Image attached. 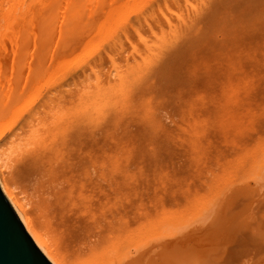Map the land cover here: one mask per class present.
Segmentation results:
<instances>
[{
	"label": "bare ground",
	"instance_id": "1",
	"mask_svg": "<svg viewBox=\"0 0 264 264\" xmlns=\"http://www.w3.org/2000/svg\"><path fill=\"white\" fill-rule=\"evenodd\" d=\"M232 1L242 3L240 16L243 17L248 13L247 4L255 0H201L198 4L194 0H0V188L21 225L50 264H72L65 249L80 256L84 264H185L190 261L204 264L190 253L191 232L199 231L197 227L204 221L210 222L213 218L210 212L217 213L214 207L225 206L223 203L229 196L250 192L252 187L255 191L260 184L264 153L263 160L249 161L252 169L246 170L243 165L244 173L248 172L250 178L242 174L247 183H240V179L243 180L240 177L235 180L237 183L229 182L234 183L229 195L228 191H222L223 184L213 188L208 202L203 201L201 205V199L196 209L190 208L195 206L190 202L187 209L185 206L174 211L169 209L171 212L163 207V211L156 209V215L155 209H150L152 219L136 227L141 214L149 215L148 208L142 207L146 209L143 213L139 207L143 188L136 173L125 172L120 165L109 161L114 156L111 145L117 140L127 145H141L139 136L135 140L123 138L122 134L132 127L152 134L156 160L160 158V147L170 149L180 144L191 147V154L195 155L191 160L195 161L203 157L202 148L212 143L215 146L212 138L204 135L212 124L214 126V120L209 121L212 114L220 115L218 120L223 128L236 122L226 115L229 112L236 117L235 112L241 113L238 104L244 103L241 101L247 97L249 100L251 91L256 89V85L255 89L251 86L254 77L228 67L226 75L223 74L222 88L219 86L214 98L221 93L222 100L231 102L221 104L218 102L221 97L218 101L211 98L214 96L211 90L217 91L214 79L209 80L212 74L207 78L212 88L207 87L209 95H205L188 79L195 81L199 72L191 67L195 75L189 76L182 61L190 51H194L196 60L201 58L199 52L209 32L214 36L231 32L223 25L221 17H235V11L228 6ZM214 3L220 4L218 12L211 10ZM187 7H192V12H186ZM133 10L135 15L129 19L127 14ZM208 22L213 26L208 27ZM127 43L136 55L130 57L126 52ZM228 43L227 39L226 46L233 49ZM239 49L242 53L246 48L240 46ZM240 51L233 54L231 51V55L234 57ZM239 55L230 61L242 66L244 59ZM150 59L155 62L139 70L140 64ZM199 65L194 61L191 66L197 69ZM257 75L264 80V74L258 72ZM182 76V81L189 80L190 86L183 82L188 88L181 81V85L177 82L179 86L172 84V80L176 82ZM188 89H193L194 94L187 97ZM174 98L182 100L179 106L183 114L196 107L195 113L184 118L185 121L192 118L188 123L184 121L188 127L175 123L176 129L189 134L180 141L177 139L180 137L170 132L165 120L168 115L165 102ZM224 105L235 106L229 111ZM197 110L208 118L196 119ZM201 120L206 121L203 123L206 127L200 128ZM214 122L218 127V121ZM192 132L199 135L198 138H192ZM215 139L217 141V137ZM209 184L215 186L213 182Z\"/></svg>",
	"mask_w": 264,
	"mask_h": 264
},
{
	"label": "rangeland",
	"instance_id": "2",
	"mask_svg": "<svg viewBox=\"0 0 264 264\" xmlns=\"http://www.w3.org/2000/svg\"><path fill=\"white\" fill-rule=\"evenodd\" d=\"M194 1L196 4L201 2V0H194ZM259 2H261V3H259ZM247 5H248V13L246 16L241 17L240 11H241V7H242V3H240L239 1H232V2L228 3V6L232 10L235 11L236 15H235V17L222 16L221 19H222L223 25H225L227 28H230L231 32L220 34L218 36H214L211 32H209L204 37L205 41H204V44L202 45V49L199 52V55L201 58L199 60H196L195 55H194V51H190L182 59L186 70L188 69V71L190 72L189 76L195 75V72L192 70V68H194L195 70H197L199 72V77L197 75L196 77H198V79L195 77L196 78L195 81H194L193 77H192V79H193L192 81H191V77L188 79H190V82L193 86L195 85V89L197 91L202 90V93L205 95L206 94L209 95L208 91L212 88V87H210V86H212V82H208L209 80L214 79V81L213 80L212 81L216 82V83H213V85L215 84L214 87L216 90L217 89L220 90L219 86L222 88V84L224 81L223 79H225L224 76L228 72V70H226V69H229L230 66L232 67L233 71L239 69V71L240 70L243 71V73H241V74L245 75V73H249L245 76L254 77L252 79L255 81V83H253L254 81H252L251 86L254 87V85H256L255 86L256 89H255V87H254L255 90L251 88L252 90H254V92L251 91V89H250V91H251V93L249 95L250 99L247 100L248 97L246 96L247 97L246 98L247 103L245 104L246 100L242 98L243 101H241V102H244V103L239 102L240 104H242L241 107H240V104L237 103L238 107L241 109H238L236 104H235L236 106L234 105L236 110L237 109L241 110V113L239 111L240 115L237 116V114H239L238 111H237V114H236V112L234 113V116H236V117H233V115L231 116L229 112H228L229 114L227 113V115H226V116H228V119L236 120L235 123H234V121H232L231 125L229 123V126L227 128H223L219 122V120H220L219 114H215V115L212 114V116H211L212 119L209 118V121L210 120H214V121L217 120L218 121L217 126L219 124V126L216 127V125H215L216 122L213 121V123H214V126L212 124L213 128H212V126L211 127L209 126L210 129L208 128L207 132H205L206 134H204L205 136L208 134V136H210L212 138L215 146H213V143H212V145H209V147L207 146L208 148H206V147L204 149L202 148V150H204L203 151L204 155H202L203 157L201 159H198L195 161H194V159L191 160L195 156V155L191 154V152H192V149H190L191 147L187 148L185 146L177 144V145L170 146L171 148L169 149L168 147L166 148V146L165 147L163 146V149H162V147H160L161 150L159 148V150H160L159 153H161V154H159L160 158H158L156 160L155 159L156 158L155 148H154V145L152 144V139H151L152 134H150L149 131H144L143 129L140 131L134 130L133 127H132V129H130L131 131H128L125 134H122V136L124 139H131V140H135L136 138H138V136L141 137L142 140H141L140 146H137V143H133L131 145L123 144V143H120L118 140L115 144L111 145V149L114 152V156L111 157L109 159V161L115 162L118 165H120L123 169H125V172L136 173V177H137L138 181L140 182L139 184L143 188L142 194H141L142 200L140 199V202H141L140 205L141 206H139L141 208L140 211L143 210L142 207L148 208L147 211H149L150 209L151 210L155 209L153 211V213L155 212L154 215H156V211L159 209H160V211H163L162 209L166 208V209H168L167 211H169V209H172L174 211L176 208H177V210H179V208L182 209V207H184V206L187 209L191 205L190 203L195 205V206L193 205L194 207H192V205H191L190 208H195V207L197 208V207H199V204H200L199 201H201V199H202L201 205L205 202H208V200L210 199L209 197H211L210 193H213L212 192L213 188L216 189L217 187H222L223 184H224V187H223L224 189H222V191L223 192L228 191V195H229L230 194L229 192L234 190V188H232V190L229 191V189L232 186H234L233 182L231 184L229 182H231V181L235 182V180L238 181L240 178H243V177H241L242 174H244L246 176L247 175L250 176V174L248 172H247L248 174L244 173L245 168H246V170H247V168L248 169L251 168V166L249 165V163H250L249 161H251V160L252 161H259L260 159L263 160L262 155L264 153V145H262L260 143V137L262 134H264V95H263L264 94V80H263L262 76L257 75V73L261 72L262 74H264V52H263L264 51V0L263 1L255 0L252 4H247ZM218 7H220V4L214 3L211 7V10L213 12H218L219 11ZM124 9L125 8H122L121 10H124ZM185 11L186 12H192V7L185 8ZM134 15H135V10H133L129 14H127V17L129 19H131L132 17H134ZM127 17H126V20H128ZM208 23H209L208 27L213 26L212 22H208ZM227 39H228V42L233 45L232 46L233 49L230 46H226ZM229 43H228V45H229ZM257 43H259V45H257ZM260 44L261 45L263 44V46H261ZM126 45L128 46L126 52L130 54V57L136 55L131 51V45L129 46L128 43ZM139 45L143 46L142 44H139ZM240 46H244V48H246L244 50V52H242V53L240 51L242 49H239ZM234 47H237V48H234ZM228 50H229V52H228ZM230 50L232 51V54H233V52L238 53V50H239L240 51L239 54L241 53V55L243 56L242 58L244 60L247 58L246 62L243 60L247 65L244 64L243 61H241L242 66L239 65V63L236 61H234V62L230 61V60H234V58H236V56L239 55V54H236L233 57L231 55ZM245 52H246V54H244ZM241 55H239V56H241ZM246 55H248V56L246 57ZM212 56H214V57H212ZM242 58L239 57L238 59L242 60ZM250 59H253V61H250ZM194 61L196 63L200 64L199 68L196 69L195 67L191 66ZM259 61H260V64L258 63ZM154 62H155V59L154 60L150 59L147 62L140 64L141 66L139 67V70L149 68ZM217 63L218 64L220 63V65L217 66ZM220 67H223V68H221L223 71H221V69H218ZM224 70H226V71H224ZM214 72H216L215 75H213ZM236 72L239 73L238 70ZM223 74H224V76H223ZM209 75H211L210 76L211 79H209L210 78ZM174 76H175V74L173 72L172 79ZM240 76H241L240 78L244 77V76L242 77V75H240ZM256 76H257V78H262V80L258 79L259 81H257ZM176 78H179V77L176 76ZM203 78H205V79H203ZM182 80H183V76L181 77V79H179V80L177 79L176 82L174 80H172L174 82L172 84L174 85L176 83L178 85L177 82H179V83H180V81H181V83L184 82ZM202 80L205 81V83H204L205 85L203 84ZM172 81H170V83ZM188 81L186 80V82H184V83L190 84V82H188ZM257 82H258V84H257ZM181 83H180V85H181ZM184 83H183V85H185ZM209 83H211L210 86H209ZM176 84H175V86H176ZM189 84H188V86H190ZM185 86H186L185 88H188L187 85H185ZM193 86H191V87H193ZM207 87H210V89H208ZM183 88H184V86H183ZM218 90L216 92H213V90H211V92L214 96L213 97H211L212 95L209 96V99L211 97V98L216 99L218 101V98L221 97V95H220L221 93L220 94L218 93V97L216 95L217 98H214L215 93L217 94ZM187 91L188 92L190 91L189 92L190 95H186V94H184V95H186L187 97L191 96L193 89H191V90L188 89ZM203 91L206 93H204ZM184 92H186V90ZM220 92H222V90ZM225 97H224V99H226ZM254 98L256 101L254 100ZM222 99L223 98L221 97L218 101L221 104L223 102L227 101V100H222ZM190 100H192V98ZM220 100H222V101L220 102ZM181 101L182 100H180L178 98L169 99L168 101L165 102V105H164V109H165L166 113L168 114L165 118L167 126L170 128V130H171L170 132H172L177 137H180V139L176 137L179 141L181 139L183 140L184 136H188L189 134L187 132H183V131L176 129L175 123L179 122V123H181V125L182 124L186 125L185 122L188 123V121L190 119H192V118H190V119L185 121V119H187L189 117L188 116L189 113L191 114L193 111H194V113L196 112V110H195L196 107H194V110L192 112L190 111L188 114H186L188 111L185 112V114L181 113L182 108H180L181 106H179ZM248 101H250V102L253 101L254 103L251 102V106H249L250 102H248ZM209 102H211V101L209 100ZM230 102H231L230 100H229V102L227 101L226 105H229ZM255 102H257V103L255 104ZM219 103H218V105H219ZM221 104H220V106H221ZM232 106L226 107L224 105V109L229 108L228 110L230 111ZM222 107H223V105H222ZM243 107H245L246 109H244ZM253 107L256 109H254ZM220 110L221 109H219V111ZM253 110H255V111H253ZM243 111H245V112H243ZM250 111H252L253 113ZM200 113H201V111L199 110V112H198V110H197V114L200 117L199 118H198V116L196 117V114H195L196 119L200 120L201 117H202L201 118L202 120H203V118H208L207 116H204V115L201 116ZM241 114H245V117H244V115H241ZM253 114H255V115H253ZM229 115L232 118H229ZM251 115H253V117ZM235 118H237V119H235ZM258 118H259V121H258ZM222 119L223 118H221V120ZM226 119H227V117H226ZM250 119H251V121H250ZM199 120H197V121H199ZM202 120L200 121V122H202L200 125L201 126L200 128H203V126L206 127V125H203V123L206 121H202ZM231 120H230V122H231ZM227 121L228 120H226V122ZM257 121H258V123H256ZM191 122H193V120ZM200 122H198V123H200ZM198 123H196V124L198 125ZM210 123H212V122H210ZM186 127H188V124L186 125ZM219 127L222 129H220ZM213 129H217V130L215 131ZM209 130H211V132ZM236 130H237V134H236ZM194 132L190 133L191 137L192 138H198L199 135H197ZM213 132H215L218 136L215 133L213 134ZM128 136H130V137H128ZM219 136H221V137H219ZM214 137L215 138L217 137V141ZM220 140L222 141V143L219 142ZM226 142H228V143H226ZM205 153H207V154H205ZM130 154H131V156H130ZM190 154L193 155V157H191ZM187 156H189L191 158L187 159L186 158ZM217 157H219V159ZM195 162H196V164H195ZM214 162H215V164H214ZM243 165H245V168L243 167ZM189 167H191V168H189ZM252 172H251V175H252ZM167 175H168V177H172V178H168V177L166 178ZM228 175H230V177ZM187 177H189V178H187ZM198 177H199V179H198ZM238 177H240V178L238 179ZM245 178H250V177L247 176ZM245 178H243V180L240 179L239 182L242 183V181H243V183H245V182L247 183L248 180L246 181ZM159 180H160V182H159ZM176 180H177V184H175ZM237 181L235 183H237ZM169 182H170V184H169ZM189 182H190V184H189ZM212 182L215 185L214 187L210 186V184H209V183L212 184ZM249 182H251V185L254 183V181L252 179ZM261 183L262 182H260V184H258V186L261 185ZM161 185H163V187L166 189H164ZM164 185H166V186H164ZM169 185L171 186V188ZM258 186H256V187L254 186L256 188L255 191L257 190V193L254 191V189L252 187L250 192H246V193L243 192L242 194L238 193L237 194L238 196L236 194H233V195L231 194L232 198L229 196V198L226 199L227 202L225 201L226 203L225 202L223 203L225 206L214 207L217 209V213L210 212V217L211 218L213 217L211 221L208 218H205V219H207V221L208 220L210 221V222H206V223H205V221L203 222L202 226L204 227L206 225L205 228L200 226L203 228L202 229L198 226L197 228H199L198 229L199 231L196 230L197 228L192 229V230H196L195 232L192 231L191 233H193V234H190V237H189L191 239L190 240L191 242L189 243V245L191 244L190 245V247H191L190 253L193 256L199 257L204 264H264V195H263L264 192H262V191H264V186L261 185L259 187L260 190H259ZM158 187L160 189H158ZM194 187H197V188L194 189ZM244 188L249 189L248 187H244ZM165 190H166V192H165ZM195 190H197V191H195ZM163 191L165 193H163ZM183 191L185 192V194ZM154 192H156L157 195H154ZM189 192H190V194H189ZM252 192H254L256 194L253 196V194H251ZM158 194H159V196H158ZM191 194H192V196H191ZM202 194L203 195L205 194L207 196H205V195L203 196ZM199 195L201 198L199 197ZM233 196H234V198H233ZM250 196H252L251 199H250ZM157 197L159 199L158 200L159 202L157 201ZM207 197H208V199H207ZM128 198H130V196ZM125 199L126 198L124 196L123 200L126 201ZM161 200H163V201H161ZM175 200H176V202H175ZM193 201L196 203H194ZM203 201H205V202H203ZM157 202H158V204H157ZM255 203H257V204H255ZM214 208L212 209V211H215ZM166 209H164V210H166ZM144 210H146V209H144ZM144 210H143V213L145 212ZM169 212H171V211H169ZM150 213H152V212L149 211L148 216H150ZM212 213L215 216L214 215L211 216ZM145 215H146L145 213H144V215L141 214L140 221H138L136 227H139L145 221L147 222L149 219H152L151 218L153 216L152 214H151L152 216H150V217L145 216ZM207 217H209V216H207ZM196 232H198V233H196ZM64 249H65V247H64ZM65 251L68 253L69 259L72 260V264H84V263H82V259L80 256H75L68 249L67 250L65 249Z\"/></svg>",
	"mask_w": 264,
	"mask_h": 264
},
{
	"label": "water",
	"instance_id": "3",
	"mask_svg": "<svg viewBox=\"0 0 264 264\" xmlns=\"http://www.w3.org/2000/svg\"><path fill=\"white\" fill-rule=\"evenodd\" d=\"M0 264H50L21 225L1 188Z\"/></svg>",
	"mask_w": 264,
	"mask_h": 264
},
{
	"label": "snow or ice",
	"instance_id": "4",
	"mask_svg": "<svg viewBox=\"0 0 264 264\" xmlns=\"http://www.w3.org/2000/svg\"><path fill=\"white\" fill-rule=\"evenodd\" d=\"M260 143L262 145H264V134H262L260 137ZM259 179L261 180L262 183H264V161H262V163H261V170H260V174H259ZM185 264H200V262L199 261H190V262H185Z\"/></svg>",
	"mask_w": 264,
	"mask_h": 264
}]
</instances>
